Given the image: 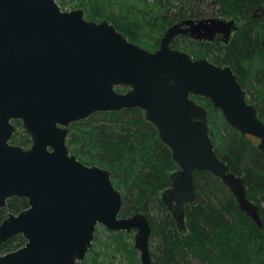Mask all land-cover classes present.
Masks as SVG:
<instances>
[{"label": "water", "instance_id": "95a60500", "mask_svg": "<svg viewBox=\"0 0 264 264\" xmlns=\"http://www.w3.org/2000/svg\"><path fill=\"white\" fill-rule=\"evenodd\" d=\"M235 27L233 19H186L170 26L159 48L151 50L108 19H87L83 7L0 0V208L13 197L29 204L0 222V247L17 234L26 239L22 247L0 253V264L84 263L98 224L136 230L140 262L153 264L147 214L120 216L123 196L113 171L85 164L67 145L71 124L95 112L144 111L179 166L162 193L178 228H186V205L198 197L196 171L219 177L239 208L263 228L245 177L218 154L209 109L196 97L209 99L243 134L261 137L264 148L258 107L248 101L231 65L171 45L180 33L213 40L221 32L228 40ZM118 86L128 90L119 92ZM16 120L30 146L12 143Z\"/></svg>", "mask_w": 264, "mask_h": 264}, {"label": "trees", "instance_id": "16d2710c", "mask_svg": "<svg viewBox=\"0 0 264 264\" xmlns=\"http://www.w3.org/2000/svg\"><path fill=\"white\" fill-rule=\"evenodd\" d=\"M205 1L181 0L175 4L166 0H80V4L87 8L91 19L108 18L130 39L146 46L154 40L159 43L174 15L197 13ZM212 1L221 4L219 14L231 12L237 20L264 5V0ZM255 22L240 27L227 45L221 46L217 40L198 43L199 55L212 52L215 62L232 65L243 86L248 87V83L257 92L260 90L264 99V22ZM263 99L258 101V107L264 119ZM199 101L210 108L218 154L234 172L245 177L248 196L259 204L264 223V150L251 136L232 127L211 101L205 98ZM68 141L85 162L114 170L116 185L123 188V215L137 211L148 215L153 235L158 238L153 249L158 255L155 264H264V227L260 228L240 210L236 197L220 178L208 171L195 172L198 202L186 207L187 233L178 230L160 196L170 184V171L177 165L170 149L160 142L155 127L145 120L140 109L97 112L73 123ZM13 142L28 145L30 139L19 132ZM27 206L26 198L9 199L7 207L0 208V222L9 212H19ZM153 212H157V221L152 218ZM125 234L109 232L106 240L100 242L103 253L122 254L127 264H137L133 245L121 242L120 237ZM24 243L22 234L14 235L1 245L0 252L15 250ZM93 254L94 251L90 256Z\"/></svg>", "mask_w": 264, "mask_h": 264}, {"label": "rangeland", "instance_id": "374dc122", "mask_svg": "<svg viewBox=\"0 0 264 264\" xmlns=\"http://www.w3.org/2000/svg\"><path fill=\"white\" fill-rule=\"evenodd\" d=\"M70 1V0H69ZM166 1H173L175 4L179 3L181 0H166ZM173 3V4H174ZM83 7L85 8V13H86V17L88 19H91L90 16H88L89 14L87 13V8L83 5V4H80V0H73L71 2H68L66 4L63 5V9L65 10H70L72 8H76V7ZM219 9H222L221 7V4L219 2H216V1H212V0H206L202 6L198 9V12H190V11H187V15H182V16H179V15H174V17L172 18L173 23L177 24V23H180V21L183 19V18H192V19H195V18H207V17H219L221 19H225V20H231V19H235L236 20V14H233V13H229V14H225V15H221L219 14L217 11H220ZM264 10V5L260 6L258 9H252L250 10V12L246 15V18H243V19H240V20H237V24H238V28L239 27H243L244 25H248V23H254V21H258L260 20V22H264V12H262ZM174 13V12H173ZM108 19V18H106ZM94 20V19H93ZM96 20V19H95ZM255 22V23H256ZM170 26V24H168ZM168 26V27H169ZM168 27L165 28V30H163L161 36H160V40H159V43L161 41V38L162 36L165 34V32L167 31ZM119 29V28H118ZM121 30V29H119ZM122 31V30H121ZM132 40V39H131ZM220 41V39H218ZM134 41V40H133ZM157 43L155 40L151 42L150 45H146L152 49L156 48L159 44ZM198 43H201V41H198L190 36H186V35H177L173 38V45L176 46V47H179V48H182V49H185V50H188L190 52H192L195 56H204V57H208L211 61H214L215 57H214V53H210V54H201L199 55V44ZM202 43H207V42H202ZM220 45L221 46H224L223 42L220 41ZM262 50V49H261ZM262 55L264 56V51H262ZM215 62V61H214ZM247 82V81H246ZM248 87L245 86L244 88L247 90V98L248 100L251 102V103H254L257 107L260 106L258 101L261 99H263V96L259 93V91L257 92V89L256 88H252L249 86V84L247 83ZM119 90H124V89H121L120 87L118 88ZM258 93V94H257ZM261 95V97H260ZM264 101V99H263ZM259 108V107H258ZM260 116H261V113H260ZM262 117V116H261ZM263 119V118H262ZM264 120V119H263ZM253 138V140L258 144L259 143V139H255V137H251ZM172 171H170L171 173ZM113 181L115 182V186H116V180H115V176H114V170H113ZM118 187V186H117ZM118 189L122 190L123 191V188H119ZM165 189V188H164ZM164 189L160 192V196L162 195V192L164 191ZM25 209V208H24ZM158 214H160L159 211H157ZM157 212H153L151 213L152 215V218H154L153 220L154 221H157L158 219V215H157ZM134 233H127L125 235H123L122 237H120L121 239V242L127 246L129 245H133L134 244ZM182 233H187V231H183ZM107 235H109V230H106L104 228V226H99L98 227V231H97V234H96V239H95V242H94V249L93 251L95 252V254H93L92 256H90L89 260L86 261V264H122V261H123V264H127V262L124 260V258H122V254H112V255H106L108 254L106 251L105 253H103L104 251L102 250V246H101V241H105L106 238H107ZM157 237L155 235L152 236L151 238V241H150V245H151V249L153 251V249L156 248V242H157ZM153 255L154 256V261L158 260V255L155 254L153 252ZM138 255L136 256V260L138 261ZM139 264V262L137 263Z\"/></svg>", "mask_w": 264, "mask_h": 264}, {"label": "bare ground", "instance_id": "6f19581e", "mask_svg": "<svg viewBox=\"0 0 264 264\" xmlns=\"http://www.w3.org/2000/svg\"><path fill=\"white\" fill-rule=\"evenodd\" d=\"M108 112H111V111H108ZM90 118V117H89ZM69 135H68V137H67V140H66V142H67V145H68V147L70 148V152L71 153H73V154H76L77 155V157L80 159V160H82L85 164H87V165H99V166H101L100 164H97V163H87V162H85L80 156H79V154L75 151V150H73L71 147H70V145H69ZM101 167H103V168H109V169H111L112 171H113V169L112 168H110V167H105V166H101ZM94 249V248H93ZM136 255H137V253H136Z\"/></svg>", "mask_w": 264, "mask_h": 264}, {"label": "flooded vegetation", "instance_id": "af4514ba", "mask_svg": "<svg viewBox=\"0 0 264 264\" xmlns=\"http://www.w3.org/2000/svg\"><path fill=\"white\" fill-rule=\"evenodd\" d=\"M262 12H264V10H263ZM216 39H217V41H219L218 39H220V41H221V40L224 39V38H223L222 35L219 34V35H217V38H216ZM139 260H140V259H139ZM139 264H140V262H139Z\"/></svg>", "mask_w": 264, "mask_h": 264}]
</instances>
